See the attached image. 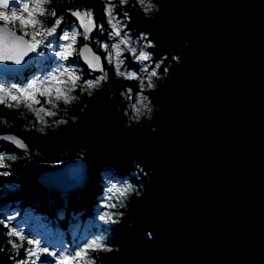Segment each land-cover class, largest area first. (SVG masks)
Listing matches in <instances>:
<instances>
[{"label":"trees","instance_id":"1","mask_svg":"<svg viewBox=\"0 0 264 264\" xmlns=\"http://www.w3.org/2000/svg\"><path fill=\"white\" fill-rule=\"evenodd\" d=\"M186 1L146 0L155 7L145 12L138 0H128L124 5L113 0L116 4L114 14L126 26L124 31L130 34L137 51L145 50L151 60L145 72L140 62L125 53L128 69L136 71L145 81L152 68L156 67L158 73L154 86L149 88L146 82L143 88L151 108L148 121L137 123L132 117L133 104L141 92L139 81L116 76L113 67L106 63L108 80L102 82L92 95L77 90V101L59 110L57 117L48 118L51 121L63 117L68 122L48 127L43 133L38 131L39 124L27 110L0 106V134H15L28 145L25 154L24 150L0 142L5 156H17L15 161L6 160L8 168H0V173H9L8 176L0 175V220H7L6 211L19 206L22 211L30 210L54 229L63 231L69 243H72L68 237L71 231H74V241L77 240L79 246L86 239L100 238L111 251L94 253L96 264H175L169 240L150 222L146 213L149 196L156 192L166 193L170 169L130 153L127 160L121 162L96 148L91 140L95 132L106 131L113 132L124 148L143 140L153 149L163 152L171 149L178 119L176 101L180 90L188 87L186 78L193 70L191 52L176 33L186 27ZM51 8L58 16L63 15L69 26L76 25L69 9L91 10L95 22L102 24L104 30L96 29L88 42L104 57L99 44L113 42L108 36L111 28L107 23V0H52ZM52 20L49 18L48 23ZM78 38L80 46L85 40ZM75 59L81 64L82 79H95L100 75L90 73L79 58ZM31 71L15 76V82L22 84ZM128 89L132 90L130 95ZM78 159L86 162L87 179L82 187L63 193L41 182L39 177L43 171ZM108 173L127 181L133 188L122 202H111L117 205L114 208L103 204ZM102 207L104 211L100 212ZM108 212L113 213V220H101L100 217ZM7 231L0 224V264H19L26 258V252L24 248L11 247L9 241L17 238L9 237ZM25 247L29 246L25 244ZM42 259L53 264L52 260Z\"/></svg>","mask_w":264,"mask_h":264},{"label":"water","instance_id":"2","mask_svg":"<svg viewBox=\"0 0 264 264\" xmlns=\"http://www.w3.org/2000/svg\"><path fill=\"white\" fill-rule=\"evenodd\" d=\"M185 14L186 27L176 33L191 52L193 70L176 101L171 149L143 140L124 148L106 131L91 141L121 162L130 153L170 169L166 193L151 194L146 213L169 240L175 264H264V0H187ZM85 43L103 60L88 41L80 46ZM35 55L23 65L0 62V74H24ZM68 171L77 178L62 185L59 173ZM39 178L69 192L84 185L86 162L70 161Z\"/></svg>","mask_w":264,"mask_h":264},{"label":"snow or ice","instance_id":"3","mask_svg":"<svg viewBox=\"0 0 264 264\" xmlns=\"http://www.w3.org/2000/svg\"><path fill=\"white\" fill-rule=\"evenodd\" d=\"M52 0H16L19 7L13 6V0H0V62H11L16 65H23L30 54H38L45 41L58 32L64 22V16L57 14V11L49 9ZM121 5L127 4L128 0H119ZM138 3L144 6V11H151L155 5L146 3V0H138ZM116 4L113 0H107L106 16L107 23L110 25L111 31L108 33L109 38L113 41L109 43H100L99 46L105 53L102 57L89 47L88 43L77 48L78 37H82L85 41L92 39L91 34L94 30L103 31V25H98L95 22L93 12L91 10H72L69 9V14L76 18V26L71 31H65L61 39L66 42L60 45V51L56 55L61 61H68L70 58H81L86 63L87 67L93 72H99L100 75L95 79H82L79 69L73 65H65L60 63L54 71L42 77H37L24 86L11 87L0 86V106L14 109H25L27 113H31L35 117L36 123L39 124L38 131L41 133L46 131L48 127H57L65 124L68 121L61 117L49 121V117H57L60 104L69 105L77 101L79 97L73 93L79 89L80 92L92 95L93 90L98 89L102 82L108 80L109 73L105 68V63L113 67L114 73L120 78L127 80H138L141 88L139 94L140 105L147 108V97L143 95V88L147 82V87H153V78L157 77L158 73L152 70L144 78L139 76L136 71L129 70L126 65L125 53L131 54L137 62H147L150 60L149 54L140 50L137 52L132 38L124 31L125 25L118 19L115 13ZM41 17L53 18L51 26H47L46 19ZM124 17L128 19L127 13ZM19 24V28L16 24ZM12 25L11 27L9 25ZM18 32L20 34H18ZM123 33V34H122ZM157 67H159L157 65ZM145 72L147 66L145 65ZM132 92L128 89V94ZM43 98V102L41 100ZM142 107H136L135 118L143 115ZM150 111V109H148ZM21 115H25L21 112ZM6 123V122H5ZM0 140L12 142L19 149L27 154L28 145L24 140L17 138L15 135L0 136ZM16 155L0 154V168H8V161H15ZM0 175L8 176L7 171ZM133 188L117 187L113 185L110 189V195L107 197L108 203L106 207L114 208L117 205L111 203L114 199L121 200L128 193H131ZM10 219V218H9ZM101 220H113V213L108 212L100 217ZM7 231L9 241L13 249L19 250L24 248L26 258L19 261V264H43L42 257L50 256L55 258L56 264H96L94 253L98 251H111L109 246L100 238H94L84 242L76 249H65L57 253L50 250L49 247L42 246L40 239L28 238L23 230H17L6 220H0ZM25 244L30 247H25Z\"/></svg>","mask_w":264,"mask_h":264},{"label":"rangeland","instance_id":"4","mask_svg":"<svg viewBox=\"0 0 264 264\" xmlns=\"http://www.w3.org/2000/svg\"><path fill=\"white\" fill-rule=\"evenodd\" d=\"M13 6L19 7L18 3H16V0H13ZM49 9L51 8V3L47 5ZM51 17H41V19H46L47 21V26H51L52 22L49 24L48 19ZM0 23H3L0 21ZM10 27L12 26L11 24L9 25ZM76 25L69 26V23L64 20L62 26L60 29H58V32L54 34L53 37H50L48 40L45 41V45H42L38 51V54H36L35 59L33 61V71L30 75H28V78L22 83L19 84L13 79H7V78H1L0 77V86L4 87H11L12 85H16L17 87L24 86L27 83L31 82L33 79L37 77H42L48 73H51L52 71L55 70V68L60 64L64 63L65 65H73L79 69V73L83 75L82 69H81V64L79 63L78 59L74 60L73 58H70L68 61H61L60 58L56 55L57 52H59L60 45L64 42L61 37L65 31H71ZM16 27L19 28V24L17 22ZM129 36L130 34L127 33ZM79 39V38H78ZM135 44V43H134ZM136 46V44H135ZM77 48H79V42L77 44ZM145 51V50H144ZM139 52V51H137ZM135 61V60H134ZM151 60L147 62H140L142 66L145 67L147 66ZM152 70H156V67L152 68ZM90 72V71H89ZM91 73V72H90ZM88 79H94V78H88ZM154 82V78H153ZM79 90V89H77ZM76 90V91H77ZM76 91L73 93L75 95ZM94 91V90H93ZM144 91V89H143ZM43 102V98H41ZM72 104V103H71ZM69 104V105H71ZM69 105H63L62 103L60 104L58 111V115L60 114L59 110H63ZM148 100H147V108H143L140 105L139 101V96L137 100L133 104V120L137 123L141 121H148L149 116H150V111L151 108L148 106ZM136 107H142L143 115L139 116V118H135L136 113H135V108ZM150 109V111H148ZM57 115V116H58ZM1 146V145H0ZM5 152L0 148V154H4ZM58 174V173H57ZM56 173L54 174H45L44 176L47 178H51L52 176L57 175ZM60 174V173H59ZM54 179V178H53ZM57 181V180H56ZM117 187H127L130 186V184L127 181L119 179L116 175H110V173L107 174L106 176V194H105V199L103 201V204L108 203L107 197L110 195L109 189L113 186ZM114 201H120L117 199H114L111 202ZM100 212L104 211V207L99 209ZM24 212V213H23ZM6 216V221L8 223H12L13 227H16L17 230H23L24 234L28 238H33V239H40L42 241V246L49 247L50 250L56 251L57 253L64 251L65 249L68 250H73L79 247L77 240L74 241V231H71L70 235V240L72 243H69L64 236V232L62 231H57L55 230L51 225H49L45 219H43L41 216L33 213L30 210H24L22 211V208L19 206H13L9 211H6L5 213ZM10 218V219H9ZM85 233V231H83ZM87 239L85 240V242ZM75 246V248H74ZM30 247V246H29ZM46 259H52L53 264H56L55 258L50 257V256H44ZM43 258V257H42ZM43 261V259H42ZM43 264H49L43 261Z\"/></svg>","mask_w":264,"mask_h":264},{"label":"bare ground","instance_id":"5","mask_svg":"<svg viewBox=\"0 0 264 264\" xmlns=\"http://www.w3.org/2000/svg\"><path fill=\"white\" fill-rule=\"evenodd\" d=\"M76 173L77 172H74V171H68V172L59 174V179H61L62 185L71 184L72 182H74V180L77 178Z\"/></svg>","mask_w":264,"mask_h":264}]
</instances>
